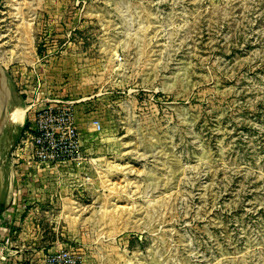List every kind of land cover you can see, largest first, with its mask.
<instances>
[{"label":"rangeland","instance_id":"374dc122","mask_svg":"<svg viewBox=\"0 0 264 264\" xmlns=\"http://www.w3.org/2000/svg\"><path fill=\"white\" fill-rule=\"evenodd\" d=\"M4 94L0 264H264V0H0Z\"/></svg>","mask_w":264,"mask_h":264},{"label":"built area","instance_id":"2783aa9c","mask_svg":"<svg viewBox=\"0 0 264 264\" xmlns=\"http://www.w3.org/2000/svg\"><path fill=\"white\" fill-rule=\"evenodd\" d=\"M35 122L34 143L36 147L42 151L59 150L64 138L66 136L67 144L73 146L74 143V129L71 114L67 109H62L61 112L55 114L52 110L35 114L33 118ZM66 140V141H67ZM70 147V146H68ZM57 159L72 160L74 158L71 151L65 150L55 151ZM37 158L43 159V153H37ZM41 264H79L77 257L68 246L58 247L49 251L41 261Z\"/></svg>","mask_w":264,"mask_h":264},{"label":"bare ground","instance_id":"6f19581e","mask_svg":"<svg viewBox=\"0 0 264 264\" xmlns=\"http://www.w3.org/2000/svg\"><path fill=\"white\" fill-rule=\"evenodd\" d=\"M0 106L2 107V105H0ZM14 109H15V114L11 113V112L5 113L6 117H4V121L2 122V124H3L2 126H4V130L6 131L8 136L13 135V133L15 132L16 127H19V126L21 127L22 124H23V117H24L25 110L21 106L16 105V104H14Z\"/></svg>","mask_w":264,"mask_h":264},{"label":"crops","instance_id":"0c3cea01","mask_svg":"<svg viewBox=\"0 0 264 264\" xmlns=\"http://www.w3.org/2000/svg\"><path fill=\"white\" fill-rule=\"evenodd\" d=\"M2 98L3 99H5L6 97H5V94H4V96L2 95ZM1 98V96H0V100L2 101L3 99ZM0 105H2V107H3V105H4V100H3V103L2 102H0ZM5 110V108H2V110ZM4 113V112H3ZM24 125V124H23ZM23 127V126H22ZM16 170H12V172H11V177H13V179H14V185H15V190H16V194L18 195V196H20V195H23L24 194V191H25V189H21V188H19V187H17V184L18 183H21V180H18L19 178L20 179H23L24 177H28L29 175H32L33 174V172H31L29 169H28V171L27 172H20L17 168H15ZM18 188V189H17ZM13 223H15V222H13ZM31 263V262H30ZM15 264H17L16 262H15ZM39 264H41V261H40V263Z\"/></svg>","mask_w":264,"mask_h":264},{"label":"trees","instance_id":"16d2710c","mask_svg":"<svg viewBox=\"0 0 264 264\" xmlns=\"http://www.w3.org/2000/svg\"><path fill=\"white\" fill-rule=\"evenodd\" d=\"M30 127V123L28 122V120H26L24 122V125L22 127V132H24L25 130H27Z\"/></svg>","mask_w":264,"mask_h":264}]
</instances>
